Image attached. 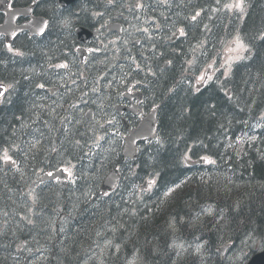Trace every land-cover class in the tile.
Returning <instances> with one entry per match:
<instances>
[{"label":"trees","instance_id":"16d2710c","mask_svg":"<svg viewBox=\"0 0 264 264\" xmlns=\"http://www.w3.org/2000/svg\"><path fill=\"white\" fill-rule=\"evenodd\" d=\"M211 28L217 50L233 36L249 47L250 58L225 83L231 95L215 85L169 100L151 153L143 149L137 161L125 163L108 136L99 149L95 123L69 124L65 131L49 113L36 111L39 74L31 70L55 59L49 43L14 59L0 43V81L11 85L0 105V264H99L101 249L109 252L105 264H196L192 255L178 258L172 245L207 239L213 252L225 242H264V128H254L264 113V0H248L244 20ZM228 135L238 140L230 148ZM2 147L19 168L5 170ZM188 153L210 156L216 168L186 167ZM64 164L75 182L42 185L31 202L34 175ZM118 164L120 186L101 197L103 178ZM146 180L156 181L155 188L138 191Z\"/></svg>","mask_w":264,"mask_h":264},{"label":"flooded vegetation","instance_id":"af4514ba","mask_svg":"<svg viewBox=\"0 0 264 264\" xmlns=\"http://www.w3.org/2000/svg\"><path fill=\"white\" fill-rule=\"evenodd\" d=\"M33 4L30 17L45 18L48 30L42 37L31 36L30 32L20 34L15 52L24 54L35 41L67 34L62 47L66 67L57 66L49 58V66L31 70L39 74L33 78L38 80L39 90L35 97L40 108L36 111L49 113L52 121L64 124L65 131L69 124L97 121L99 130L119 138L122 153L128 135L125 122L134 129L152 110L158 111L161 121L167 96L177 91L182 95L185 12L178 6L173 16L172 0H77L66 8L60 7L57 0H33L23 7ZM184 6L193 11L200 9V4ZM190 17L194 20L195 15ZM196 29L193 26L194 32ZM44 48L38 44L36 52ZM204 78L200 74L193 77L194 86L206 87L209 73ZM89 109L94 111L90 121L86 116ZM109 124L117 126L110 128Z\"/></svg>","mask_w":264,"mask_h":264},{"label":"water","instance_id":"95a60500","mask_svg":"<svg viewBox=\"0 0 264 264\" xmlns=\"http://www.w3.org/2000/svg\"><path fill=\"white\" fill-rule=\"evenodd\" d=\"M72 0H60L63 2H71ZM9 0H2L0 10L7 14V18L5 20L4 25L0 26V37L3 35L6 36L7 42L11 43L13 39L22 31L31 30L32 33L34 30L39 28L40 24L38 22H30L28 24L23 25L22 27H16V21L21 15H28L27 10L16 9L13 11L8 10ZM41 28V27H40ZM0 98L4 97L6 94V86L0 85ZM158 132V120H157V112L153 111L149 113L134 130H130L129 135L126 137V144L123 149V156L129 159H137L138 151L137 146L138 143L146 140H153L156 138ZM40 177V175H38ZM67 179V175L63 170L56 171L54 173H44L41 179L42 182L45 181H53L56 179ZM121 179L120 172L118 169H114L110 171L105 180L102 183L101 194L105 195L107 192L113 191L118 185ZM229 249V246H226L221 250L224 254ZM249 264H264V251L262 253L256 254L250 260Z\"/></svg>","mask_w":264,"mask_h":264},{"label":"rangeland","instance_id":"374dc122","mask_svg":"<svg viewBox=\"0 0 264 264\" xmlns=\"http://www.w3.org/2000/svg\"><path fill=\"white\" fill-rule=\"evenodd\" d=\"M238 2V0H234L233 3L227 4L223 8V14L229 17H237L239 18L240 16H244L246 14V6L243 3V11L236 7H227L228 5H235ZM237 40V39H236ZM234 40L231 41L229 47L226 50V63L227 67L225 69L224 75H222L224 78L229 77L230 74V68L233 66V64L239 60H241L246 54H247V47L244 45V49L241 50L239 47V44L237 41L239 40ZM240 42V41H239ZM241 43V42H240ZM212 75H214V72H212ZM262 130V125H260L257 130L255 131H261ZM1 152L5 155L6 159H10V154H7L5 149H1ZM9 161V160H8ZM31 196L29 197L31 202L35 201V198L38 197V193L36 190L30 191ZM106 247V246H105ZM264 247V244L257 242L255 240H246L243 242V244H239L238 246H235L232 250L230 249L229 252L227 253L226 257L224 258L223 263L224 264H240L241 262L245 261V259L250 256L251 254V249L253 248L254 251H259ZM192 249L194 250V254L198 256L199 252L203 251L202 246H193L189 245L186 243H180L177 244L176 250L177 254L180 255H185L187 253H193ZM106 253H109L106 250L101 249V252L98 253V259H99V264H105L106 260L108 259V255ZM128 264H143L142 262L139 263L136 260L130 261Z\"/></svg>","mask_w":264,"mask_h":264},{"label":"snow or ice","instance_id":"6c2138e0","mask_svg":"<svg viewBox=\"0 0 264 264\" xmlns=\"http://www.w3.org/2000/svg\"><path fill=\"white\" fill-rule=\"evenodd\" d=\"M233 6L240 9L241 11H243V0H238V2L235 5H228L227 7L231 8ZM237 43L239 44L240 49L243 50L244 45L242 43H240L239 41H237ZM62 67H66V65H64ZM41 87H43V85H41ZM0 95H2V92H0Z\"/></svg>","mask_w":264,"mask_h":264},{"label":"bare ground","instance_id":"6f19581e","mask_svg":"<svg viewBox=\"0 0 264 264\" xmlns=\"http://www.w3.org/2000/svg\"><path fill=\"white\" fill-rule=\"evenodd\" d=\"M89 135V134H88ZM88 137H90V136H88ZM19 162H21V161H19ZM22 163V162H21ZM20 164V163H19ZM19 168V167H18Z\"/></svg>","mask_w":264,"mask_h":264}]
</instances>
